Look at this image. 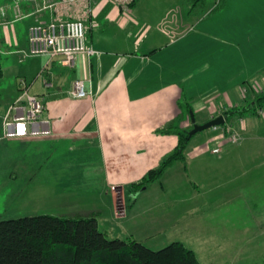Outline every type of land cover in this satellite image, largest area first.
<instances>
[{
	"label": "crops",
	"instance_id": "obj_1",
	"mask_svg": "<svg viewBox=\"0 0 264 264\" xmlns=\"http://www.w3.org/2000/svg\"><path fill=\"white\" fill-rule=\"evenodd\" d=\"M39 1L23 4L27 32L34 22L52 15L50 9L38 10ZM256 1L227 0L214 19L200 18L197 26L187 19L181 21L182 25L166 24L167 29L160 34L173 40L165 44L160 35H150L154 13L134 16L143 21L141 26L123 17L119 25L127 32L121 33L123 40L115 45L106 36L107 29L123 12L112 0H95V21L98 18L101 33L90 30L98 23L89 26L87 42L101 53L90 58L78 55L75 68L63 65L57 57L47 68L44 64L37 76H29L31 82L26 80L30 92L44 101L46 110L41 119L49 121L50 134L6 136L4 120L9 107L21 96L24 77L11 85L10 92L0 88V201H6L0 220L43 214H94L102 227L107 225L108 217L125 218L132 196L129 185L158 166L179 142L176 134L158 131L171 123L180 130L193 126L187 101L197 123L204 124L231 109L230 101L235 106L245 105L243 92L234 93L241 83L264 87V17ZM213 9L211 6L209 11ZM6 11L7 18L0 21L4 28L0 40L12 46L14 36L8 26L17 20L11 6ZM156 25L160 27L162 22L158 20ZM184 31L190 33L182 37ZM28 37L29 33L26 49ZM128 39L134 41L133 48L122 49ZM77 79L87 80V89L92 92L89 97L77 99L71 95ZM223 97L225 101H219ZM235 121L229 122L253 139L251 132L257 125L251 122L250 126L244 115ZM192 140L186 150V164L182 162L186 171H173L176 165L172 166L161 186L172 172L179 179L186 175L192 159H205L204 150L192 151ZM171 183L173 191L184 184L181 180ZM200 183L194 184L201 190ZM151 188L134 198L131 212ZM155 219L159 222L160 218Z\"/></svg>",
	"mask_w": 264,
	"mask_h": 264
},
{
	"label": "rangeland",
	"instance_id": "obj_2",
	"mask_svg": "<svg viewBox=\"0 0 264 264\" xmlns=\"http://www.w3.org/2000/svg\"><path fill=\"white\" fill-rule=\"evenodd\" d=\"M16 1L18 0H0V6H4L7 10L10 6L13 7ZM19 1L22 7L19 16H24L23 4L27 0ZM217 1L198 0L194 3L193 0H140L133 7L130 3L129 13L117 16L114 24L107 29L106 36L112 38L111 44L114 40V44L119 45V41L123 40L121 33L127 32L119 25L123 17L141 26L144 25L143 21L134 16H144L149 12L154 13L153 20L149 19L154 23L150 35L163 37L160 33L167 29L166 24L177 22L182 25L181 21L187 19L190 24L194 23L197 26L200 18L201 20L207 17L214 19V15L224 8L223 6L214 12L209 11L211 6L215 8ZM39 3L38 10L43 7L45 0ZM118 3L124 4L123 1ZM114 4L123 12L122 7L115 2ZM255 5L264 17V0H257ZM5 17L7 18V11ZM16 17L17 15L13 12V18L16 19ZM97 20L98 18L96 19L98 24L93 29L90 28L96 34L101 33ZM158 20L162 22L160 27L156 25ZM88 21L86 23L89 25L90 21ZM186 24L188 23H185L183 27H187ZM8 28L14 36L12 46L4 43L1 47L4 77L0 80V88L7 89L6 93L10 92L12 84L19 82L20 77L31 82L33 79L29 76L33 74L37 76L49 58L26 56L25 52L28 49L24 47L28 33L27 20L17 19ZM184 32L182 37L190 33ZM3 36L4 28L0 26V38ZM171 40H173L172 37L168 38V35L162 38L164 44ZM133 43V40L128 39L126 44L122 43L121 48H133ZM24 72H27V75ZM241 84L234 93L239 94L240 91L242 93L246 85L248 93L244 95L245 106L262 93L260 90H255L254 83ZM223 98L219 101H225ZM230 103L232 109L239 107L235 106L233 101ZM207 106L209 107L210 104ZM257 110L255 115L244 114V120L249 125L251 122L257 125L251 132L250 137L253 136V139L247 138L246 132L241 128L238 130L233 123L239 116L237 113L231 115L226 127L221 125L218 129L210 128L196 133L192 140L194 148L192 151L204 150L205 159L201 157L192 159L190 172L187 171L181 179L172 172L171 177L165 178L163 186L160 185L163 179L155 183L156 185H152V188L150 187L151 189L136 201L132 212V203L135 202L134 198L139 192H134L129 185V194L132 196L128 200L127 216L120 220L108 217V223L101 227L102 230H107L110 238L124 239L133 236L154 250L164 248L172 242L181 241L196 252L202 264H264V106H258ZM188 114L192 121L191 111ZM199 118L198 115L197 119ZM231 119L233 122H229ZM193 129L194 124L188 130ZM235 132L242 137L238 143H233L229 139V136ZM215 148H220L221 151L214 153ZM240 157L243 158L240 159ZM175 165L176 168L173 171H186L185 164L181 161ZM176 180H181L184 184L173 191L174 183L171 182ZM195 181L201 182V190L195 186ZM5 208L6 201H0V211L4 212ZM156 216L160 218L159 222H157L158 219L152 220Z\"/></svg>",
	"mask_w": 264,
	"mask_h": 264
},
{
	"label": "trees",
	"instance_id": "obj_3",
	"mask_svg": "<svg viewBox=\"0 0 264 264\" xmlns=\"http://www.w3.org/2000/svg\"><path fill=\"white\" fill-rule=\"evenodd\" d=\"M139 0H133L132 7ZM195 1L198 0H193ZM201 1V0H200ZM204 2L206 0H203ZM227 0H218L212 12L223 7ZM4 69L0 53V80ZM187 103V104H186ZM185 106L193 111L189 103ZM264 106V91L249 105L223 111L227 119L232 114L258 112ZM176 134L177 146L166 154L159 165L150 169L138 182L134 192L142 193L160 182L165 173L181 161L186 164V150L192 138L189 130H180L173 123L158 131ZM0 264H202L196 252L181 241L154 250L133 236L110 238L100 227L96 215L43 214L0 220ZM236 264V263H231Z\"/></svg>",
	"mask_w": 264,
	"mask_h": 264
},
{
	"label": "built area",
	"instance_id": "obj_4",
	"mask_svg": "<svg viewBox=\"0 0 264 264\" xmlns=\"http://www.w3.org/2000/svg\"><path fill=\"white\" fill-rule=\"evenodd\" d=\"M123 8V13H129V4L132 0H112ZM123 1L124 4L118 3ZM128 1V3H127ZM95 0H56L45 1L39 10L50 9L52 15L48 20H40L29 27V48L26 56L49 57L45 68L50 66L54 59L60 57V62L70 68H75L77 56L85 54L89 58L100 54L94 46L88 45L87 35L89 26L95 21ZM126 4V5H125ZM17 19L22 7L18 0L12 7ZM6 15L4 6H0V21ZM89 20V25L86 21ZM3 43L0 40V51ZM22 93L17 101L9 107L4 120L5 134L8 137H25L48 135L51 133L48 120H42V114L46 110L43 99L30 92V87L25 79L21 80ZM248 88H243L246 95ZM255 90L264 91V87L255 86ZM92 94L87 89V80L77 79L74 82L71 95L77 99L87 98ZM15 112L12 116L11 113ZM220 126L214 127L218 129ZM233 143L241 141L240 134L235 132L229 136ZM214 153H219L220 148H215Z\"/></svg>",
	"mask_w": 264,
	"mask_h": 264
},
{
	"label": "water",
	"instance_id": "obj_5",
	"mask_svg": "<svg viewBox=\"0 0 264 264\" xmlns=\"http://www.w3.org/2000/svg\"><path fill=\"white\" fill-rule=\"evenodd\" d=\"M191 115H192V122L194 124V129L192 131H190V136H193L194 134L200 132V131H204L210 128H214L217 126H221L223 124H225L226 122V118L224 115H219L218 117L213 118L212 120L204 123V124H199L196 121V117L193 111H191Z\"/></svg>",
	"mask_w": 264,
	"mask_h": 264
},
{
	"label": "bare ground",
	"instance_id": "obj_6",
	"mask_svg": "<svg viewBox=\"0 0 264 264\" xmlns=\"http://www.w3.org/2000/svg\"><path fill=\"white\" fill-rule=\"evenodd\" d=\"M227 120V119H226Z\"/></svg>",
	"mask_w": 264,
	"mask_h": 264
}]
</instances>
